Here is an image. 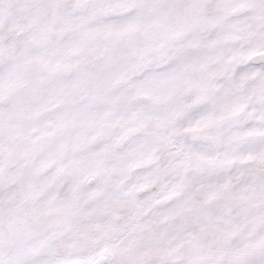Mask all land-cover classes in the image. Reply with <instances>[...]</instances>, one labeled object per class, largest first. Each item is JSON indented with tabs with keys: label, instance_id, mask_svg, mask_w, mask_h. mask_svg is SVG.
<instances>
[{
	"label": "snow or ice",
	"instance_id": "6c2138e0",
	"mask_svg": "<svg viewBox=\"0 0 264 264\" xmlns=\"http://www.w3.org/2000/svg\"><path fill=\"white\" fill-rule=\"evenodd\" d=\"M0 264H264V0H0Z\"/></svg>",
	"mask_w": 264,
	"mask_h": 264
}]
</instances>
